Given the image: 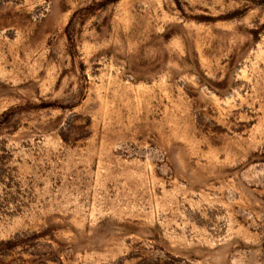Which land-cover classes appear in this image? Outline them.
Returning a JSON list of instances; mask_svg holds the SVG:
<instances>
[{
	"label": "rangeland",
	"instance_id": "rangeland-1",
	"mask_svg": "<svg viewBox=\"0 0 264 264\" xmlns=\"http://www.w3.org/2000/svg\"><path fill=\"white\" fill-rule=\"evenodd\" d=\"M0 264H264V0H0Z\"/></svg>",
	"mask_w": 264,
	"mask_h": 264
}]
</instances>
